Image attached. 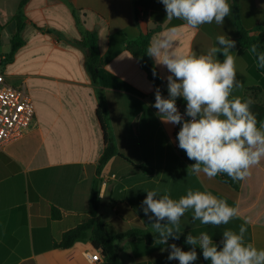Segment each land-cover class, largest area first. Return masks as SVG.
Segmentation results:
<instances>
[{
  "label": "crops",
  "instance_id": "1",
  "mask_svg": "<svg viewBox=\"0 0 264 264\" xmlns=\"http://www.w3.org/2000/svg\"><path fill=\"white\" fill-rule=\"evenodd\" d=\"M21 2L0 0V57L5 60L0 69L9 84L30 94L35 118L23 138L0 149V264H105L102 250L95 249L89 238L60 247L63 235L88 219L97 180L100 213L110 235L152 231L153 221L142 210L146 191L158 189L162 195L167 190L178 200L191 188L238 205L241 216L215 227L193 222L189 210L181 218L179 239L207 232L219 245L225 229L238 233L250 218L245 240L264 249V158L243 181L233 182L226 174L211 179L191 174L188 167L194 161L176 140L180 125L163 123L153 107L157 89L168 97L170 73L154 60L157 86L134 56L142 35L150 33L152 39L184 22H164L160 0H28L22 11ZM228 3L232 13L223 25L204 24L198 31L179 27L175 50L206 53L217 46V36L226 34L237 42L233 49L237 79L243 82L233 96L251 97L264 105V90L250 71V52L238 34L244 29L260 38L264 48V0ZM19 13L23 45L11 57ZM82 29L97 37L102 64L95 77L87 70ZM218 58L222 60V54ZM107 137L119 155L99 177ZM173 243L189 251L177 240L159 245L142 237L121 238L115 249L123 264H179L167 258ZM91 253L101 254V261L91 262L87 258ZM197 256L194 264H205Z\"/></svg>",
  "mask_w": 264,
  "mask_h": 264
},
{
  "label": "clouds",
  "instance_id": "2",
  "mask_svg": "<svg viewBox=\"0 0 264 264\" xmlns=\"http://www.w3.org/2000/svg\"><path fill=\"white\" fill-rule=\"evenodd\" d=\"M160 2L166 11L164 22L178 19L184 24L154 35L145 50L170 73L168 97L164 98L159 89L155 93L153 107L157 109V116L165 124L180 125L176 140L188 159L194 161L188 167L191 174L203 173L209 179L226 174L233 182L243 181L251 175V168L264 158V121L258 122L251 110L254 103L251 97L233 96L234 90L243 88V82L237 79L233 51L237 42L225 34L217 36V46L206 53L185 54L175 50L179 27L198 31L204 24L223 25L232 7L228 0ZM249 52L256 57L257 67L264 69V52L256 44L251 45ZM218 54H222V60ZM178 97L186 102L183 115L177 108ZM146 193L142 210L153 221L149 225L154 242L159 245H167L170 238H180V221L189 210L193 212V222L199 220L201 224L215 227L241 216L238 205L230 206L225 199L208 191L189 188L178 200L171 198L167 190L162 195L158 189ZM248 223L250 218H245L238 233L225 229L219 245L207 232L198 237L189 233L185 243L192 246L191 250L184 251L173 243L167 258L178 260L179 264H194L198 246L210 264H264V249H257L245 240Z\"/></svg>",
  "mask_w": 264,
  "mask_h": 264
},
{
  "label": "trees",
  "instance_id": "3",
  "mask_svg": "<svg viewBox=\"0 0 264 264\" xmlns=\"http://www.w3.org/2000/svg\"><path fill=\"white\" fill-rule=\"evenodd\" d=\"M28 0H22L20 8L27 4ZM77 13V11H75ZM138 13V12H137ZM20 14L18 15V31L12 42V52L11 57L15 52L23 45V40L21 38V32L23 30V25L20 20ZM241 42L244 47L250 49L252 44L258 46V50L263 52V45L260 38L252 37L244 29H241L238 32ZM82 36L84 42V50L87 59V70L89 73L95 77V74L98 68L102 64V58L99 52L97 37L94 33L89 32L86 29H82ZM151 41V34L147 33L142 35L138 41H136L137 49L134 51V56L137 61L142 66L143 70L147 73L149 79L157 86L160 85V78L157 67L155 65L154 59L149 57L146 54V48ZM251 57V73L259 80L263 90H264V69L257 67L256 57L250 53ZM186 107V102L182 101ZM253 113L257 115L258 122L264 121V105L260 103H253L251 106ZM101 124L103 130L106 131V126L104 121L101 119ZM259 126V125H258ZM119 155L117 145L111 139L106 138V148L99 160L98 164V176H102L103 170L111 162V160ZM145 173H150L148 170L141 168ZM100 199H99V180L95 182L94 187L92 188L90 198H89V217L82 224L76 228L66 232L63 235L62 242L60 247L67 249L72 247L77 241L82 239L89 238L95 249L102 250L103 258L105 264H123L117 250L115 249V243L117 240L125 237L129 238H138L142 237L146 239L147 242H154V235L151 231L147 229H134L129 231L126 234L110 235L105 230L104 221L100 213ZM54 216L59 217V214H56L54 211ZM169 240H172L171 238ZM186 239H178L177 241L181 242L188 250H191L190 245L185 243ZM197 254L203 258L202 250L196 247ZM204 259V258H203ZM205 264H210V261L205 260Z\"/></svg>",
  "mask_w": 264,
  "mask_h": 264
},
{
  "label": "built area",
  "instance_id": "4",
  "mask_svg": "<svg viewBox=\"0 0 264 264\" xmlns=\"http://www.w3.org/2000/svg\"><path fill=\"white\" fill-rule=\"evenodd\" d=\"M144 13L141 15L143 16ZM4 58L0 57V66L4 64ZM167 98V97H164ZM179 112L185 113V106L176 99ZM35 118V105L32 97L22 87L9 84L5 75L0 71V149L9 143L23 138L31 127ZM184 118L190 119L185 116ZM107 179L102 185H107ZM87 258L91 262L101 261V254L91 253Z\"/></svg>",
  "mask_w": 264,
  "mask_h": 264
},
{
  "label": "water",
  "instance_id": "5",
  "mask_svg": "<svg viewBox=\"0 0 264 264\" xmlns=\"http://www.w3.org/2000/svg\"><path fill=\"white\" fill-rule=\"evenodd\" d=\"M161 89H162V90H164V89H166V88H165V87H162ZM177 99H179V100H180V99H181V97H178Z\"/></svg>",
  "mask_w": 264,
  "mask_h": 264
},
{
  "label": "rangeland",
  "instance_id": "6",
  "mask_svg": "<svg viewBox=\"0 0 264 264\" xmlns=\"http://www.w3.org/2000/svg\"><path fill=\"white\" fill-rule=\"evenodd\" d=\"M0 71H1V69H0ZM2 72V71H1Z\"/></svg>",
  "mask_w": 264,
  "mask_h": 264
}]
</instances>
